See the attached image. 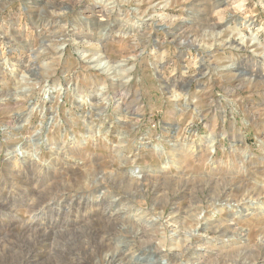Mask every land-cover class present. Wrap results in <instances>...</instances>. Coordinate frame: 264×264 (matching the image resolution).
Wrapping results in <instances>:
<instances>
[{"label":"rangeland","instance_id":"374dc122","mask_svg":"<svg viewBox=\"0 0 264 264\" xmlns=\"http://www.w3.org/2000/svg\"><path fill=\"white\" fill-rule=\"evenodd\" d=\"M225 2L0 0V264L99 262L102 236L123 224L78 206L93 201L80 190L88 174L148 232L125 264H264V0ZM44 8L51 30L35 26ZM100 61L126 83L89 68ZM214 203L233 240L209 226L182 253L198 234L193 211L207 217ZM179 211L182 240L168 223Z\"/></svg>","mask_w":264,"mask_h":264},{"label":"bare ground","instance_id":"6f19581e","mask_svg":"<svg viewBox=\"0 0 264 264\" xmlns=\"http://www.w3.org/2000/svg\"><path fill=\"white\" fill-rule=\"evenodd\" d=\"M223 1V4L224 3H226L225 2V0H222ZM231 1V0H230ZM113 3V2H112ZM114 3H116V4H119V2L118 1H115ZM217 3V2H216ZM230 4V3H229ZM116 6V5H115ZM99 9H100V11H99V14L101 15V16H99L102 20L100 21L101 23H100V27H102L103 25H108V22L110 21V18H109V16H111L112 15V13H111V15L109 14V11L108 10H106L105 8H102L101 6H97ZM104 7V6H103ZM242 7V5H239L238 7H237V9H239V8H241ZM244 7V6H243ZM47 8V7H46ZM49 8V7H48ZM233 8V7H232ZM41 9V8H40ZM237 9H235V10H237ZM43 11H44V14H40V13H35L36 15H38V17H37V21L35 22V26L37 27V29H40V28H43V27H46L47 29L48 28H50V30H51V13L47 10V9H43ZM114 11V10H113ZM111 12V11H110ZM235 14V13H234ZM35 15V16H36ZM91 18H92V21H97V16H95V14H93L92 16H91ZM106 18V20H104ZM56 21H58V20H56ZM104 22H106V24L104 23ZM57 24V23H56ZM76 24V23H75ZM17 25H18V23H17ZM34 25V24H33ZM74 25V24H73ZM89 25V24H88ZM58 27V26H57ZM54 28V27H53ZM61 28V27H60ZM100 29V28H99ZM60 31H61V29H60ZM54 32V34L55 33H60L61 35L63 34V33H65V32ZM100 34V33H99ZM169 34H171L172 36H174V39H175V41H179L181 38L183 39V37H179L178 35H177V31L175 30L174 32H170ZM12 35H15V37L17 36V34H15L12 30H10V31H7V37H10L11 39L13 38L12 37ZM87 35V34H86ZM89 35H91V34H89ZM97 35V34H96ZM57 37V36H56ZM60 37V36H59ZM45 38H47V39H50L51 40V37H45ZM62 38V37H61ZM89 38V37H88ZM92 38V37H91ZM96 39V38H95ZM107 63V62H106ZM104 65V66H103ZM87 68V67H86ZM90 69H93V71L95 70V71H97L98 73H101V74H104V75H107V77L108 78H110V81H112V84H114L115 83V85H117V84H125L126 83V81L125 82H123L122 80H120V79H116L114 76H112L113 75V73H111V69H107V66H106V64H105V62L104 63H102L101 61L100 62H98V63H96V64H91V66L89 67ZM225 68V67H224ZM89 69V70H90ZM234 69V67H232L231 68V70H233ZM49 70H51V68L49 67L48 68V71ZM239 71V70H238ZM228 72V71H227ZM235 72V71H234ZM117 74V73H116ZM233 74V73H232ZM38 74H36V75H33V77L32 78H30L31 80L30 81H28L29 82V84L30 85H32L33 86V88H36L37 86H40V85H42L43 83H48V82H51V74L49 73V74H40V75H38ZM220 75V74H219ZM112 76V77H111ZM122 76V75H121ZM231 76V75H230ZM234 76H235V74H234ZM233 77V76H232ZM105 78V77H104ZM239 78H240V76H239ZM96 79V78H95ZM100 79V78H99ZM106 79V78H105ZM235 79H236V76H235ZM241 79V78H240ZM25 80V79H24ZM106 81V80H105ZM241 81H243V82H245V80H241ZM21 82V81H20ZM25 82H27L26 80H25ZM28 82H27V85H28ZM107 82V81H106ZM105 82V83H106ZM109 82V81H108ZM22 83V82H21ZM247 83V82H246ZM20 86V85H19ZM123 86V85H122ZM28 87V86H27ZM38 88H40V87H38ZM105 88V87H104ZM103 88V89H104ZM120 88V87H119ZM22 89V88H21ZM30 89V88H29ZM28 89V90H29ZM114 89V88H113ZM112 89V90H113ZM115 89H116V87H115ZM122 89V88H121ZM118 90V89H117ZM115 94V93H114ZM104 97V96H103ZM121 98V97H120ZM124 99V98H123ZM120 110V109H119ZM20 115H22V114H20ZM19 115V116H20ZM20 119V118H19ZM42 141V140H41ZM213 142V141H212ZM32 143V142H31ZM39 147V146H38ZM27 155V154H26ZM30 156V155H29ZM62 157V156H61ZM55 158V157H54ZM57 158V157H56ZM29 159V158H28ZM27 159V160H28ZM56 160V159H55ZM41 161V159L40 160H36V159H34V160H31V159H29L28 160V163H30L32 166H35L38 162H40ZM56 162V161H55ZM52 164H53V162H52ZM57 164V163H56ZM30 165V166H31ZM39 165V164H38ZM75 169V168H74ZM71 170V169H70ZM79 170V169H78ZM84 171V170H83ZM72 173V172H71ZM85 173V172H84ZM98 173H100V172H98ZM74 174V173H73ZM81 174V173H80ZM87 174V173H86ZM76 175V174H75ZM75 175H73V176H75ZM79 175V174H78ZM82 175V174H81ZM86 176V175H85ZM92 176L90 175V174H88L87 176H86V178H85V182H84V186L80 189L81 190V192L83 193H88L89 194V196H93L94 195V197H93V201H92V204L91 203H89V202H78V206L80 207V206H84V208L85 209H87V208H92V207H96V208H100L101 207V209H100V211L101 212H99V213H97L96 215L98 216V218L100 219V220H102L103 221V223L105 224V225H108V224H115V223H119V224H123L122 226L123 227H121V228H119L118 230H115L114 232H110V233H108L107 232V234H104V236H102V239H101V248H102V251H101V253H100V255H99V262H97L96 264H125L127 261L126 260H128V259H132V258H129L127 255H126V250H128L129 248H126V246H128L129 244L133 247L134 245H137L139 248H137L138 249V251H140V250H143V251H147V248H149L148 246H146L148 243H144V242H141V241H138L137 239H138V237H137V235H138V233L139 232H142V230H140V226H139V224L133 219V213H134V208H132V207H127L128 208V214H126V215H122L121 216V214H122V212H123V207H126L125 206V202L124 201H126V200H123V199H125V198H120V200H116V198H115V195L113 196L112 195V193H110L109 191H107V187L105 186V184H103L102 182L103 181H100V182H97L96 184H94V181H93V179L91 178ZM100 177V176H99ZM96 179V178H95ZM119 178H117L116 179V181L119 183V185L120 186H123V188L125 189V191H129V189L130 188H132L131 187V182L129 181L130 180V178H129V180H127V179H125V180H118ZM121 179V178H120ZM77 180V179H76ZM84 180V179H83ZM78 181V180H77ZM76 181V182H77ZM107 181V180H106ZM109 183V182H108ZM70 185V184H69ZM229 185V184H228ZM231 185V184H230ZM79 186V185H78ZM222 186V185H221ZM74 187V186H73ZM122 188V189H123ZM53 189V188H52ZM213 189V188H212ZM105 190V191H104ZM121 190V189H120ZM225 190V188L223 189V190H220L219 191V193H217V195H216V197L219 199L218 201V203L220 204V203H223V202H227V194H225L224 192L226 191H224ZM76 191V190H75ZM184 191V190H183ZM188 191V190H187ZM45 193V192H44ZM77 193V192H76ZM213 193V192H212ZM246 193V192H245ZM96 194H99V195H96ZM128 194V193H127ZM185 194H187V193H185ZM248 194V197H250V199L252 200H254V196H255V194H254V192H248L247 193ZM63 195V194H62ZM61 195V196H62ZM67 195H68V193H67ZM133 195V194H132ZM73 196V195H72ZM79 196H81V195H79ZM182 196H184V195H182ZM258 197V196H257ZM61 198V197H60ZM68 199V198H67ZM246 199V198H245ZM60 200V199H59ZM96 202H95V201ZM52 201H53V199H52ZM242 201H243V199H242ZM258 201V200H257ZM73 202V201H72ZM127 202V201H126ZM255 202H256V200H255ZM254 202V203H255ZM39 203V202H38ZM253 203V202H252ZM57 204V203H56ZM62 204V203H61ZM38 205V204H37ZM173 205V204H172ZM217 205L218 204H216V203H214V204H212L211 205V209H212V211H211V213H209L208 214V216L206 217V215H204V213L203 212H198V210H194L193 212H195L194 214H196L197 215V217H196V220H197V222H196V227H195V229L193 230V233H198L197 234V237H195V235H193L192 236V238H191V240L189 241H187V240H184V249L182 248V253L184 252V251H191V250H193L192 248H191V246L193 245V243H195L194 241L195 240H197V238H204L202 235L203 234H201V233H203V232H206V230L209 228V226H210V228H211V226H212V228L213 227H215V229H216V233L215 234H218L219 235V240H221V238L222 239H226L227 241H230V240H233V239H231V238H234V237H231V238H228V236H229V234H230V232H232V227L230 226V225H228V224H225V223H222V224H217V225H215L214 224V222H212V218H210V215L211 214H215V211H219V207H217ZM240 205V204H239ZM246 205V207H247V204H245ZM33 206H36V205H33ZM106 206V207H105ZM40 207V206H39ZM82 207H80V208H82ZM103 207H104V209H103ZM112 207H114V209H112ZM122 207V208H121ZM31 208V207H30ZM78 208V207H77ZM110 208H111V211H109L110 210ZM157 209V208H156ZM156 209H154L153 210V212L154 213H157L156 212ZM32 210V209H31ZM34 211V210H33ZM37 211V210H36ZM109 211V213H107ZM29 212V211H28ZM76 212H78L77 211V209H76ZM138 212V211H137ZM139 213V212H138ZM186 212H181V211H179V212H177V213H174L170 218H169V224L171 225V227H177V228H175V230H178L179 229V234H177L178 236V238L180 237V240H182L181 239V235H182V233H183V231H184V228L182 227V226H179V221H180V219L182 218V216L185 214ZM144 214V213H143ZM142 214V215H143ZM213 214V215H214ZM31 215V214H30ZM141 215V216H142ZM187 215V214H186ZM204 217L203 219L201 218V217ZM139 217V216H138ZM160 218H162L161 216H160ZM162 219H164V217L162 218ZM99 221V220H98ZM102 221H100L101 223H102ZM167 221V220H166ZM205 221V222H204ZM192 222V221H191ZM194 223V222H193ZM156 224V223H155ZM168 224V225H169ZM101 225V224H100ZM119 226V225H118ZM106 230H108V229H106ZM105 230V231H106ZM186 230V229H185ZM241 230V229H240ZM144 231V230H143ZM236 231V230H235ZM234 231V232H235ZM176 233H177V231H175ZM232 233V234H237L238 235V233L239 232H235V233ZM144 233L145 234H147L148 232L147 231H144ZM143 234V233H142ZM244 234V233H243ZM154 235V234H153ZM241 236V235H240ZM230 237V236H229ZM241 237H243V236H241ZM247 237V236H246ZM39 238V237H38ZM244 238V237H243ZM97 239V238H96ZM218 239V238H217ZM226 240H221L223 243H227V241ZM41 242V241H40ZM98 242V241H97ZM230 244V243H229ZM261 245H263V244H261ZM131 247V248H132ZM88 248V247H87ZM56 249V248H55ZM58 249V248H57ZM134 249V248H133ZM63 251V250H62ZM150 251H152V252H154V253H162V252H158L159 251V249L158 248H156L155 247V249L154 250H150ZM137 252V251H136ZM68 253V252H67ZM149 253V252H148ZM137 254V253H136ZM178 254V253H177ZM75 255V254H74ZM128 255H129V253H128ZM139 255V254H138ZM144 255V254H143ZM148 255V254H147ZM192 254L190 253V256H191ZM72 256V255H71ZM77 256H79V255H77ZM93 256V255H92ZM189 256V257H190ZM135 257V256H134ZM161 257V256H160ZM179 257V256H178ZM178 257L176 256V260L174 261V263L175 264H177L180 260L178 259ZM239 259H240V261H237L236 259H235V264L237 263V264H240V262L241 261H243V260H246V258H241V256L239 255V256H237ZM243 257V256H242ZM261 258H262V256H261ZM231 259V258H230ZM98 260V259H97ZM128 261H130V260H128ZM76 261H74V263H75ZM78 263V262H77ZM134 263V262H133ZM129 264V263H128Z\"/></svg>","mask_w":264,"mask_h":264}]
</instances>
